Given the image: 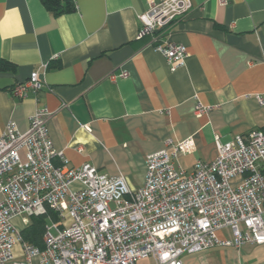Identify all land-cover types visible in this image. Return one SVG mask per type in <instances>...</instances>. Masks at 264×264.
Wrapping results in <instances>:
<instances>
[{"label": "crops", "instance_id": "0c3cea01", "mask_svg": "<svg viewBox=\"0 0 264 264\" xmlns=\"http://www.w3.org/2000/svg\"><path fill=\"white\" fill-rule=\"evenodd\" d=\"M161 1L73 0V12L54 16L40 0H0V134L10 122L25 132L35 110L45 107L53 148L69 168L90 164L123 176L134 190L143 184L146 156L167 140L192 137L193 152L179 158L190 171L196 161L216 158L215 138L228 143L264 131V105L256 101L264 98V0H190V11L166 37L186 51L174 72L148 38L136 39L138 16ZM37 70L42 89L12 98L10 90ZM122 71L126 78L109 79ZM197 104L211 110L197 116ZM12 223L27 227L19 218ZM217 235L231 238L228 230ZM146 261L155 264L151 258L136 264ZM182 261L264 264V244L215 247Z\"/></svg>", "mask_w": 264, "mask_h": 264}, {"label": "built area", "instance_id": "2783aa9c", "mask_svg": "<svg viewBox=\"0 0 264 264\" xmlns=\"http://www.w3.org/2000/svg\"><path fill=\"white\" fill-rule=\"evenodd\" d=\"M191 7L190 0H162L137 18L136 39L148 38L171 72L183 66L186 51L166 37ZM127 76L122 71L109 79ZM42 87L37 70L10 95L22 100ZM256 101L264 105L262 96ZM210 110L195 107L197 116ZM49 118L47 108H37L25 132L10 122L0 134V264H136L149 258L183 264V256L215 247L264 244V131L228 143L215 138L216 158L198 160L190 171L179 158L193 152L192 137L167 140L146 156L143 184L131 190L123 176H108L90 164L69 168L53 148ZM235 179L240 183L232 187ZM50 214L42 249L24 241L12 223L19 218L26 227L31 217ZM223 230L230 239L218 237Z\"/></svg>", "mask_w": 264, "mask_h": 264}, {"label": "trees", "instance_id": "16d2710c", "mask_svg": "<svg viewBox=\"0 0 264 264\" xmlns=\"http://www.w3.org/2000/svg\"><path fill=\"white\" fill-rule=\"evenodd\" d=\"M40 2L43 5V7L54 16L67 14L73 12L75 9L73 0H40ZM49 217L54 219L53 214H50ZM46 225H47L46 216L31 217L27 227L21 231L22 239L32 244L33 246L42 249L43 234Z\"/></svg>", "mask_w": 264, "mask_h": 264}, {"label": "rangeland", "instance_id": "374dc122", "mask_svg": "<svg viewBox=\"0 0 264 264\" xmlns=\"http://www.w3.org/2000/svg\"><path fill=\"white\" fill-rule=\"evenodd\" d=\"M240 183V180H239V182L238 183H233V181L231 182V186L232 187H235V186H237L238 184ZM148 264H151L149 261H146ZM146 263V264H147Z\"/></svg>", "mask_w": 264, "mask_h": 264}]
</instances>
